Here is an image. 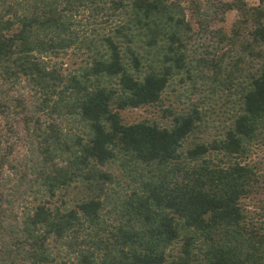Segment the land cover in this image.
<instances>
[{
  "label": "trees",
  "instance_id": "1",
  "mask_svg": "<svg viewBox=\"0 0 264 264\" xmlns=\"http://www.w3.org/2000/svg\"><path fill=\"white\" fill-rule=\"evenodd\" d=\"M0 264H264V0H0Z\"/></svg>",
  "mask_w": 264,
  "mask_h": 264
},
{
  "label": "rangeland",
  "instance_id": "2",
  "mask_svg": "<svg viewBox=\"0 0 264 264\" xmlns=\"http://www.w3.org/2000/svg\"><path fill=\"white\" fill-rule=\"evenodd\" d=\"M245 1L249 4H254V3H256L257 0H245ZM235 16H236L235 11H233V10L227 11L224 15V20L220 23L222 25V27H224L225 29H228L231 21L235 18ZM151 114L152 113H149V111L144 110L143 108L123 111V116L127 120L137 119L143 115H151ZM22 151H23V147L18 146V149H17L18 153L17 154L18 155L21 154Z\"/></svg>",
  "mask_w": 264,
  "mask_h": 264
}]
</instances>
